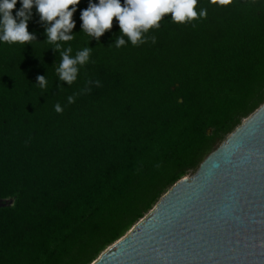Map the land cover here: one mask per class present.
Here are the masks:
<instances>
[{"label": "trees", "instance_id": "trees-1", "mask_svg": "<svg viewBox=\"0 0 264 264\" xmlns=\"http://www.w3.org/2000/svg\"><path fill=\"white\" fill-rule=\"evenodd\" d=\"M88 3L64 44L91 47L71 85L35 7L34 40L0 44V264H92L264 103V0H199L205 19L165 14L120 48L115 17L88 42ZM89 80L100 86L82 92Z\"/></svg>", "mask_w": 264, "mask_h": 264}, {"label": "water", "instance_id": "water-1", "mask_svg": "<svg viewBox=\"0 0 264 264\" xmlns=\"http://www.w3.org/2000/svg\"><path fill=\"white\" fill-rule=\"evenodd\" d=\"M92 264H264V103Z\"/></svg>", "mask_w": 264, "mask_h": 264}, {"label": "clouds", "instance_id": "clouds-1", "mask_svg": "<svg viewBox=\"0 0 264 264\" xmlns=\"http://www.w3.org/2000/svg\"><path fill=\"white\" fill-rule=\"evenodd\" d=\"M80 0H19L20 8L13 15L12 10L17 0H0V44L31 43L34 35L28 31V21L35 7L41 21L48 26L45 28L46 41L60 53V63L56 68L58 79L68 85L77 80L79 68L90 60L91 47L86 46L72 55L71 45L64 47L75 39L72 29L75 26L73 13ZM233 0H208V4L217 7L229 6ZM71 5V7H69ZM171 13L170 21L187 24L205 19L207 9L199 6V0H89L86 9L81 10V32L89 37L88 42L111 29L113 18H116L119 35L114 42L116 48L130 43L133 46L146 43L150 29L159 28L165 14ZM127 37V42L124 37ZM155 43V37H151ZM61 42H64L63 44ZM100 86L99 81H87L82 92H89L88 85ZM36 84L41 90L48 88L46 75H39ZM68 103L74 102V96L67 97ZM57 113L63 111L61 105L54 106Z\"/></svg>", "mask_w": 264, "mask_h": 264}]
</instances>
